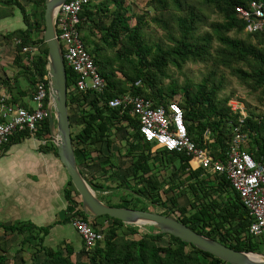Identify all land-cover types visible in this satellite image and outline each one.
I'll use <instances>...</instances> for the list:
<instances>
[{
    "label": "trees",
    "instance_id": "obj_1",
    "mask_svg": "<svg viewBox=\"0 0 264 264\" xmlns=\"http://www.w3.org/2000/svg\"><path fill=\"white\" fill-rule=\"evenodd\" d=\"M130 1L90 0L80 14L83 40L106 82L102 91L80 90L75 86L79 74L66 66L71 133L82 172L104 169V177L86 178L97 191L112 190L103 178L115 179L121 171L112 148L116 134L124 130L128 144L124 156L131 159L129 175L115 185L123 199L108 200V204L147 210H154L148 205L160 206V212L230 247L263 252L264 235L251 234L252 217L225 174L209 173L203 167L192 169L191 157L185 152L155 147L142 136L138 118L130 113L131 105H109L111 99L128 92L150 99L156 107L177 100L191 139L215 157L226 158L239 123V114L230 104L234 92L224 94L229 84L226 71L258 91L264 103V29L247 31L246 21L236 10L252 0H147L146 10L140 12L131 9ZM29 2L30 9L21 0H0V19L13 13V4L22 12L25 27L2 35L15 46V64L27 75L31 86L27 92L33 98L39 83L48 89V46L43 37L45 0ZM152 25L162 30L160 37H154ZM189 62L205 65L200 81L184 70ZM176 71L184 76L182 81ZM12 101L20 104L17 99ZM21 105L34 108V104ZM241 126L248 136L246 149L255 156L264 155V113L250 109ZM50 134L48 118L38 124L35 133L15 131L8 142L0 144V157L13 144L33 136L38 139V150L59 158ZM103 145L111 150L104 159ZM117 152L121 155V148ZM66 180L62 219L39 226L32 220L0 222L5 234L16 235L11 247L0 242V264H26L25 250H30L32 264H230L174 235L154 234L151 226L143 231L109 215L88 217L68 174ZM184 196L189 202L183 205L180 198ZM77 215L101 228L104 239L88 248L81 236L79 249L69 238L56 245L46 243L57 222L71 223ZM164 237H168L166 243L161 242Z\"/></svg>",
    "mask_w": 264,
    "mask_h": 264
},
{
    "label": "built area",
    "instance_id": "obj_2",
    "mask_svg": "<svg viewBox=\"0 0 264 264\" xmlns=\"http://www.w3.org/2000/svg\"><path fill=\"white\" fill-rule=\"evenodd\" d=\"M89 3L90 0H66L57 13V34L66 66H70L79 74L75 86L80 90L102 91L106 85L105 79L100 75L79 29L82 21L80 14ZM236 10L246 21L247 31L264 29L263 2L252 0L248 6L239 5ZM26 50L28 47H24V51ZM48 97V89L44 82L38 84L37 92L32 98L34 104L32 110L13 102L6 94L1 95L0 144L8 142L15 131L28 129L35 133L38 124L45 118L49 119ZM230 104L233 111L239 114V123L234 127V135L226 158L222 159L215 157L210 149L197 146L191 139L184 111L177 100L156 107L150 99L128 92L109 102L112 107L125 108L131 105L130 113L138 118L142 136L146 141L154 143L155 147L185 152L191 157L192 169L203 167L209 173L225 174L233 188L240 194L244 206L252 217L251 234L263 236L264 155L255 156L246 149L248 136L242 131L241 125L249 115V109L239 99L233 97ZM39 141L47 142L46 139ZM71 224L82 236L88 248L94 247L104 239L103 230L94 228L83 216L72 217Z\"/></svg>",
    "mask_w": 264,
    "mask_h": 264
},
{
    "label": "rangeland",
    "instance_id": "obj_3",
    "mask_svg": "<svg viewBox=\"0 0 264 264\" xmlns=\"http://www.w3.org/2000/svg\"><path fill=\"white\" fill-rule=\"evenodd\" d=\"M29 1L30 0H21V2L28 9H30ZM146 2L147 0H131V9L133 11L139 12L146 10ZM12 6H14L13 13L0 19V32L3 30L4 32H7V29L25 27V22L21 10L18 7H15L14 4ZM151 28L156 31L154 32L155 38L161 36L162 30H160L159 28H155L154 25H152ZM184 70L193 80L200 81L203 73L206 71V67L202 63L189 62L186 64ZM229 71L230 70L226 71L229 84L226 90L224 91V94H230L234 92L233 99H239L240 102H242L247 109H252L255 110L257 113L263 114L264 103H261L259 101V92L252 91L250 87L240 83L238 78L230 75ZM176 76H178L181 81L184 79V76L177 71ZM125 135L126 133L124 130L119 131L115 136V145L113 146L114 148H112V151L115 152L116 156L118 157L117 160L120 162L121 171L118 175L115 176V179H111L110 176L107 178H103V182L112 186V190H108L109 192L102 190L96 191L98 192L97 194L103 200H111L113 203H116L123 199V197L118 193V191L115 190V185H117V182L119 183L129 175L128 166L130 165L131 159L128 156H124V153L128 148V144L125 140ZM36 143L38 144L37 138L33 136L27 137L23 141L13 144L9 151L5 155L0 157V222H12L15 220H32L39 226L53 223L55 221L54 218L59 219L64 217L65 215L66 201L62 195V190L65 185V182L67 181V174L65 172V168L62 167L59 163V158L54 155L56 158L53 159L51 163L53 167V173L55 172L53 175V180L54 182H56L54 184L56 189L51 188L50 190L43 176L40 177L37 174H33V172H27L29 168L26 165L21 164L22 160L28 159V155L33 156V158L39 157L41 159L42 155L35 146ZM119 148H121V155H118L117 152V149ZM103 151L105 155L102 159H104L111 150H109L106 145H103ZM6 159L11 161V166L9 167L10 169L6 165H4ZM13 168H17L15 171H18V176L8 178L5 177V173L12 171ZM21 169L23 171H21ZM92 169L93 168L85 170L86 176L92 179L94 178L93 175L104 177L101 176L102 174H104V169ZM110 172L111 171H109L108 174H110ZM130 182L133 183V180H131ZM107 195H110V198H107ZM126 198L130 199L131 197L129 196ZM188 202L189 198L187 196L180 198L181 204L184 205ZM148 208L154 210L156 209L158 211L162 209V207L160 206L153 207L152 205H148ZM58 212H61V215H59ZM98 222H102L101 218L98 219ZM65 224L66 225L64 231L62 228L59 227L60 225H55V227L51 230L50 234L46 237L47 244L56 245L57 243H59L61 240H63L65 232H67V234L71 238H73L72 241L74 243H77V232L75 228L69 223ZM15 238L16 235L5 234L3 229L0 227V242L4 240L6 247H11ZM167 240L168 237H164L161 242L166 243ZM260 248L264 252V239L263 242L260 244ZM22 255L26 260V264H32L30 250H25Z\"/></svg>",
    "mask_w": 264,
    "mask_h": 264
},
{
    "label": "water",
    "instance_id": "obj_4",
    "mask_svg": "<svg viewBox=\"0 0 264 264\" xmlns=\"http://www.w3.org/2000/svg\"><path fill=\"white\" fill-rule=\"evenodd\" d=\"M65 1L45 0L43 37L48 46L47 77L50 135L51 140L57 147L59 159L80 195L86 215L90 218L109 215L122 220L125 224L139 226L143 231H148L147 226H151L155 229V231H152L154 234L174 235L230 264H264V252L235 249L194 230L172 215L164 214L158 210L114 206L99 197L77 162L72 139L68 106L67 69L56 26L58 10Z\"/></svg>",
    "mask_w": 264,
    "mask_h": 264
},
{
    "label": "crops",
    "instance_id": "obj_5",
    "mask_svg": "<svg viewBox=\"0 0 264 264\" xmlns=\"http://www.w3.org/2000/svg\"><path fill=\"white\" fill-rule=\"evenodd\" d=\"M9 30H12V29H7V31ZM3 32L4 30L0 32L1 33L0 34V97L1 95L6 94L10 96L11 99L13 100H16V99L19 100L17 102H19L20 104L23 102L28 105H33L32 98L30 94H28L27 92V90H29L31 87L29 79L25 73L20 72L21 69L15 64L14 58L17 53L15 46L12 42H9L5 38H3V35H2ZM35 146L38 149L37 143ZM39 151L42 155L41 159L39 157L33 158V156L28 155L27 157L28 159L22 160L21 164H24L29 168L27 172L29 173L33 172V174H37L40 177L43 176L48 185L49 190L51 188L56 189L54 185L56 182H54L53 180V175L55 172L53 173V170H52L53 167L51 165L53 159H55L56 157L54 156L52 152H44L41 150ZM10 163L11 161L6 159V162L4 163V165H6L9 168L11 166ZM16 169L13 168L12 171L6 172L5 177L7 178L17 177L19 173L18 171H15ZM21 171L23 170L21 169ZM58 213L59 215H61V212H58ZM62 218H59V219H62ZM54 219L58 220L56 218ZM69 224L71 225V223ZM56 225L58 226L60 225L59 227L62 228L63 231L65 230V225H66L65 223L62 224V223L57 222ZM64 234L65 235L63 239L64 238H69L71 240L73 239L67 234V232H65ZM76 241H77V243L75 242L76 248L77 249L81 248L82 246L81 235L78 232H77Z\"/></svg>",
    "mask_w": 264,
    "mask_h": 264
},
{
    "label": "clouds",
    "instance_id": "obj_6",
    "mask_svg": "<svg viewBox=\"0 0 264 264\" xmlns=\"http://www.w3.org/2000/svg\"><path fill=\"white\" fill-rule=\"evenodd\" d=\"M87 177V176H86ZM97 191V190H96ZM98 193V192H97ZM76 230V229H75Z\"/></svg>",
    "mask_w": 264,
    "mask_h": 264
}]
</instances>
